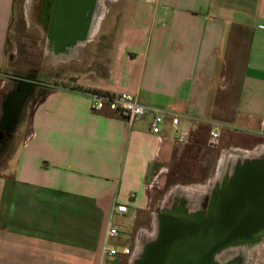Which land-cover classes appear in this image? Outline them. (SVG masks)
I'll use <instances>...</instances> for the list:
<instances>
[{
	"label": "crops",
	"instance_id": "1",
	"mask_svg": "<svg viewBox=\"0 0 264 264\" xmlns=\"http://www.w3.org/2000/svg\"><path fill=\"white\" fill-rule=\"evenodd\" d=\"M14 1L0 0V67ZM84 1L53 0L44 26L36 13L56 79L72 81L46 84L28 124H11L0 264H157L173 232L217 226L215 190L241 164H264V0ZM6 83L0 72L2 102ZM91 92L161 110L160 132L151 110L128 121ZM110 222L128 254L102 255Z\"/></svg>",
	"mask_w": 264,
	"mask_h": 264
},
{
	"label": "rangeland",
	"instance_id": "2",
	"mask_svg": "<svg viewBox=\"0 0 264 264\" xmlns=\"http://www.w3.org/2000/svg\"><path fill=\"white\" fill-rule=\"evenodd\" d=\"M35 1L37 0L14 1L12 19L10 22L6 40L5 62L0 67L2 77H4L5 79L9 78L10 80H12V83L13 80L15 81V85L11 83H6L5 89L8 91L11 90L12 85L16 86L17 82H23L27 84L26 81L29 77V80H32L34 82L33 95L28 96L27 100L25 102L23 101L24 103L22 102V104L19 106L17 112H21L20 117L16 115L15 117L17 118L18 122H16V119H14L15 121L13 122L16 123L14 127L16 129L17 126L20 125L19 130H22L25 126L23 125L24 122H27L28 124V116L32 110L34 103L38 100L41 95L45 93V91L49 89L46 84L52 86L58 82L72 81V78L70 77H68L67 80L63 81H58V79H56L62 76V74L64 73L61 71L62 68L60 64L62 63H56L55 59H52L49 53L45 51L46 40L43 37V33L41 31L42 29L37 21L36 13L34 12L33 7L34 4H32L33 6L28 11L29 3L31 5V3H34ZM65 73H69V70H66ZM1 105L2 100L0 99V115L2 114L1 108H3ZM15 131L13 129V132L10 133V135H6V137H3V139L0 140L1 149L4 146L6 148L2 153L3 155L1 154L0 156V167L3 166V160L5 158L4 156L6 155L7 151H9L15 139ZM126 228L129 227L126 226ZM127 231H129V229H127ZM171 237H173V235H171ZM260 238L261 240L257 241L256 243L253 242V240H250L252 238L246 241L248 243L236 244L237 242L231 243V241H229L226 245H223L222 250L219 251V257L221 258L222 256L221 261H223L221 263L225 264V262H228L227 260L230 259L232 255H234L236 258L239 257L237 259L238 264H264V231L260 234ZM239 242L241 241L239 240ZM107 244L109 246L114 245L121 247L123 244H129V241L120 240L117 236L111 237ZM257 244H261V246H256ZM173 249L174 246L172 244V240H170L169 247L166 250L167 256L169 255V258L172 256ZM215 257H217V255ZM225 258L227 259L225 260ZM107 263H109V260L107 261ZM114 264L119 263L115 262Z\"/></svg>",
	"mask_w": 264,
	"mask_h": 264
},
{
	"label": "flooded vegetation",
	"instance_id": "3",
	"mask_svg": "<svg viewBox=\"0 0 264 264\" xmlns=\"http://www.w3.org/2000/svg\"><path fill=\"white\" fill-rule=\"evenodd\" d=\"M52 2L53 0H37L33 3L34 12L37 13L42 24L48 18V8ZM44 24L47 25L45 22ZM33 87L34 82L32 80L27 84L17 82L14 90L4 96L3 112L0 115V140L6 135H10L11 124L16 115L14 112L25 100L29 89ZM215 202L219 209V212L216 213V216L219 217V223L225 226L231 222L230 219H235L243 226L250 227L246 230L252 229L231 239L238 241L236 244L248 243L244 242L243 238L246 239L249 235L257 232V229L264 228V164H257L256 162L241 164L234 177L224 180L217 187ZM207 215L209 216L210 213ZM208 263L223 264L221 261L217 262L212 258L208 260Z\"/></svg>",
	"mask_w": 264,
	"mask_h": 264
},
{
	"label": "water",
	"instance_id": "4",
	"mask_svg": "<svg viewBox=\"0 0 264 264\" xmlns=\"http://www.w3.org/2000/svg\"><path fill=\"white\" fill-rule=\"evenodd\" d=\"M26 82L31 80L27 79ZM230 221L225 226L218 221L217 226H212V223L207 220L199 228L188 227L173 232V237H167L169 244L172 240L174 246L172 256L170 258L169 255L164 256L157 264H201L208 256L211 258L215 251L232 241V238L252 230H246L250 227L243 226L235 219Z\"/></svg>",
	"mask_w": 264,
	"mask_h": 264
},
{
	"label": "built area",
	"instance_id": "5",
	"mask_svg": "<svg viewBox=\"0 0 264 264\" xmlns=\"http://www.w3.org/2000/svg\"><path fill=\"white\" fill-rule=\"evenodd\" d=\"M90 97L92 99V108L95 110H102L104 107L109 110L118 111L126 115L128 121H132L136 117H141L146 111L151 110L152 116L150 118V131L152 133H159L161 130V124L164 121L161 110L157 108H149L141 104L136 96L128 92H120L116 94L91 92ZM178 121V117L175 114L170 115V123L175 127ZM219 137L217 127L210 131V143L214 144ZM177 140L181 141L182 136H177ZM116 212H125L126 206L123 204H116L113 208ZM120 229L113 223H109L104 243L102 246V255H115L118 252L128 254L129 249L127 247H121L120 250L117 247H111L107 244V239L110 237H116L119 235Z\"/></svg>",
	"mask_w": 264,
	"mask_h": 264
},
{
	"label": "bare ground",
	"instance_id": "6",
	"mask_svg": "<svg viewBox=\"0 0 264 264\" xmlns=\"http://www.w3.org/2000/svg\"><path fill=\"white\" fill-rule=\"evenodd\" d=\"M111 18V17H110ZM107 20V19H106ZM110 20H112V19H110ZM108 24V23H107ZM106 24V25H107ZM92 48V47H91ZM91 48L89 49V50H91ZM93 49V48H92ZM242 149V148H241ZM172 188V187H171ZM170 189V188H169ZM163 202V201H162ZM161 202V203H162ZM163 204V203H162ZM159 206H160V204H159ZM159 208V207H158ZM211 220H213V218H211L210 217V219H209V222L211 221ZM257 232H254L253 234H251V235H249L246 239L245 238H243V241L244 242H246L247 240H249L250 238H252V239H250L251 241L253 240V242H257V241H260L261 240V238H260V234L264 231V228H260V229H257L256 230ZM143 241V240H142ZM250 241V242H251ZM232 243H236V242H238V241H231ZM261 246V244H257L256 246ZM263 245V244H262ZM251 248V247H250ZM229 249V248H228ZM220 250H222V248L221 249H218V251H217V257H218V260L219 261H221L220 260V257H219V255H220V253H219V251ZM260 250V249H259ZM224 251V250H223ZM246 252V251H245ZM253 252V251H252ZM231 253H233V252H231ZM223 255H224V253H223ZM231 255V254H230ZM210 256H208L207 258H209ZM258 257H259V255H258ZM221 258H222V256H221ZM224 258V257H223ZM227 258H225V260H226ZM237 259H238V257L236 258L234 255H232V257L230 258V259H228L227 261L228 262H225V264H238V262H237ZM208 260L209 259H207V260H204L203 262H201V264H209L208 263ZM221 262H223V261H221Z\"/></svg>",
	"mask_w": 264,
	"mask_h": 264
},
{
	"label": "trees",
	"instance_id": "7",
	"mask_svg": "<svg viewBox=\"0 0 264 264\" xmlns=\"http://www.w3.org/2000/svg\"><path fill=\"white\" fill-rule=\"evenodd\" d=\"M1 145V144H0ZM6 148H5V146L1 149V147H0V156H1V154L4 152V150H5ZM3 155V154H2Z\"/></svg>",
	"mask_w": 264,
	"mask_h": 264
}]
</instances>
